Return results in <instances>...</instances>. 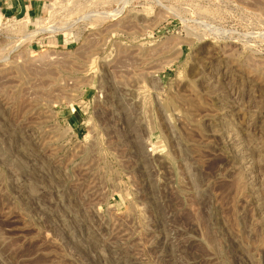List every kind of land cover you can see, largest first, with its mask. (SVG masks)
<instances>
[{
  "label": "rangeland",
  "instance_id": "obj_1",
  "mask_svg": "<svg viewBox=\"0 0 264 264\" xmlns=\"http://www.w3.org/2000/svg\"><path fill=\"white\" fill-rule=\"evenodd\" d=\"M0 264H264V0H0Z\"/></svg>",
  "mask_w": 264,
  "mask_h": 264
}]
</instances>
